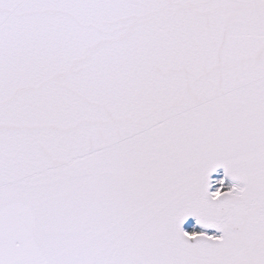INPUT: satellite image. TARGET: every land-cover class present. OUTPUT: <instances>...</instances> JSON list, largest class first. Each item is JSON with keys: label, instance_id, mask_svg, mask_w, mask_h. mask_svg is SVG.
<instances>
[{"label": "snow or ice", "instance_id": "6c2138e0", "mask_svg": "<svg viewBox=\"0 0 264 264\" xmlns=\"http://www.w3.org/2000/svg\"><path fill=\"white\" fill-rule=\"evenodd\" d=\"M0 264H264V0H0Z\"/></svg>", "mask_w": 264, "mask_h": 264}]
</instances>
